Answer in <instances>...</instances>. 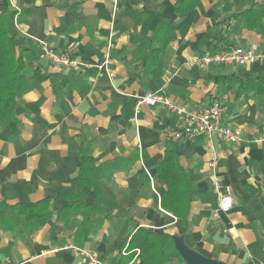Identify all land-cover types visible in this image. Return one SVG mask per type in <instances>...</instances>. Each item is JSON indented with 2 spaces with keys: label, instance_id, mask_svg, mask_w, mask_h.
<instances>
[{
  "label": "crops",
  "instance_id": "obj_1",
  "mask_svg": "<svg viewBox=\"0 0 264 264\" xmlns=\"http://www.w3.org/2000/svg\"><path fill=\"white\" fill-rule=\"evenodd\" d=\"M182 1L0 0V14H15L26 66L15 131L0 122V264H85L64 250L70 244L106 264H139L137 250H129L139 230L184 236L193 250L227 264H264V87L251 83H264V32L235 17L264 9V0H198L183 13ZM163 19L174 30L157 53ZM41 43L83 65L53 64ZM253 46L261 57L245 66L194 63ZM108 52L112 78L96 68ZM154 92L189 110L222 102V123L242 132V145L177 138L179 114L163 106L136 110ZM170 151L195 192L188 231L161 204L160 166ZM82 153L94 169L92 185L79 191ZM213 160L234 197L220 218L213 217ZM46 199L53 217L44 225L11 210Z\"/></svg>",
  "mask_w": 264,
  "mask_h": 264
},
{
  "label": "trees",
  "instance_id": "obj_2",
  "mask_svg": "<svg viewBox=\"0 0 264 264\" xmlns=\"http://www.w3.org/2000/svg\"><path fill=\"white\" fill-rule=\"evenodd\" d=\"M198 0H183L178 12H186L195 7ZM243 16L245 21L251 25H261L264 32V9H250L235 17ZM15 14L4 11L0 14V122H6L14 130L16 124L12 117L20 114L16 99L25 86V62L18 43V31L14 22ZM174 30V24L163 19L159 24L155 41L158 45L157 53L166 49L170 42V35ZM264 34V33H263ZM256 86H263L260 81H251ZM93 160L86 153L81 155V174L79 191L85 185H92L91 176L93 172ZM159 178L165 181L166 192L162 195L161 204L163 209L171 212L182 221L188 231L191 205L195 192L191 189L189 180L185 175L183 167L179 163L177 152L170 151L166 154L160 166ZM67 198L70 194L66 195ZM78 196H82L79 192ZM65 197V196H64ZM51 199L43 200L30 206H16L11 210L20 211L28 222L37 225L46 224L52 217L50 209ZM0 206L5 207L0 204ZM130 251L138 250L139 264H166L175 259L184 262L175 248L172 236L158 234L149 230L137 231ZM132 251V252H133Z\"/></svg>",
  "mask_w": 264,
  "mask_h": 264
},
{
  "label": "built area",
  "instance_id": "obj_3",
  "mask_svg": "<svg viewBox=\"0 0 264 264\" xmlns=\"http://www.w3.org/2000/svg\"><path fill=\"white\" fill-rule=\"evenodd\" d=\"M19 11V10H17ZM111 46L109 48V51ZM41 51L45 58L53 64L63 66L64 68H78L83 65L77 58L70 54L59 55L54 49L41 43ZM261 55L258 53V48L253 46L249 49L241 47H230L214 55H205L194 59V63L200 66L211 65H226V66H245L254 62ZM109 52L105 61L96 66L100 71L105 70L112 78L114 73L108 70L110 65ZM142 106L155 107L163 106L168 110L179 114L182 117L181 130L176 134V137H185L187 139H195L199 137L217 138L234 146H240L243 143V135L239 129H233L223 125L222 118L224 114V106L220 101H214L210 106L201 110H189L185 106L178 105L167 97L162 92L148 93L137 100L136 110ZM209 168L213 173V189L218 196L219 206L213 213L214 218H220L222 215L229 214L234 207L233 191L229 186L222 185L219 177L216 174V160L211 161ZM64 250L71 251L73 255L81 259L85 264H106L103 259L95 255L93 252L68 245ZM138 254L140 253L137 250Z\"/></svg>",
  "mask_w": 264,
  "mask_h": 264
},
{
  "label": "water",
  "instance_id": "obj_4",
  "mask_svg": "<svg viewBox=\"0 0 264 264\" xmlns=\"http://www.w3.org/2000/svg\"><path fill=\"white\" fill-rule=\"evenodd\" d=\"M172 239L176 250L186 264H227L222 261L208 258L200 252L193 250L186 244L184 236L173 235Z\"/></svg>",
  "mask_w": 264,
  "mask_h": 264
}]
</instances>
